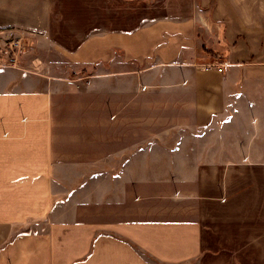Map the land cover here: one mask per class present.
<instances>
[{
  "label": "crops",
  "instance_id": "crops-1",
  "mask_svg": "<svg viewBox=\"0 0 264 264\" xmlns=\"http://www.w3.org/2000/svg\"><path fill=\"white\" fill-rule=\"evenodd\" d=\"M65 2L0 0V65L12 31L48 52L46 62L0 66V264H264V0H144L136 28L56 37ZM92 66L138 71L145 87L174 93L179 117H215L235 102L247 119L248 128L206 129L220 143L200 146L238 151L235 159L198 158L195 144L178 161L190 167L188 193L177 199L188 200L191 218L73 220L117 210L94 191L70 202L84 196L79 186L56 197L52 87ZM67 180L58 179L62 189Z\"/></svg>",
  "mask_w": 264,
  "mask_h": 264
},
{
  "label": "rangeland",
  "instance_id": "rangeland-1",
  "mask_svg": "<svg viewBox=\"0 0 264 264\" xmlns=\"http://www.w3.org/2000/svg\"><path fill=\"white\" fill-rule=\"evenodd\" d=\"M67 1L56 7L58 14L62 13L53 24L56 37H61L66 31L86 36L136 28L146 14L144 0L133 3H126L125 0ZM62 17L63 20H60ZM11 38L22 41L18 63L15 67L9 66V58L13 54H8L7 62L5 60L0 66L19 68L29 66L37 59L46 62V48L35 50L27 33L21 30L9 32L6 47ZM101 68L103 70L92 66L84 74L82 71H69L68 75L62 73L64 78L52 87L50 129L55 132L52 170L54 179L60 185L56 197L61 198L66 189L71 194L79 186V190L85 191L84 196L76 192L71 195L70 202L76 199L86 202L89 199L87 192L94 191L99 195L100 205H112L117 210L115 213H104L102 210L96 215L70 214L73 220L191 218L192 214L187 209L188 200L177 199L179 193H188L189 183L183 179L190 167L179 165L178 161L192 156L195 144L198 158L205 157L207 153L210 157L227 154L235 159L238 151L221 150L218 146L213 150L200 149V146L210 141L220 143V137H210L206 129L248 128L244 126L247 119L238 116L235 102L215 117H179L178 114L183 112H180L178 101L173 103L174 93L145 87L138 71L112 72L107 66ZM30 71L34 70L30 68ZM72 74L76 76L72 77ZM236 136L230 134L229 147L232 148L233 142L237 141ZM57 178L68 179L65 189ZM192 184L194 186L195 183Z\"/></svg>",
  "mask_w": 264,
  "mask_h": 264
},
{
  "label": "built area",
  "instance_id": "built-area-1",
  "mask_svg": "<svg viewBox=\"0 0 264 264\" xmlns=\"http://www.w3.org/2000/svg\"><path fill=\"white\" fill-rule=\"evenodd\" d=\"M21 49H22V41L20 39H14V38L9 39L8 46L6 47V50L9 53V55L13 54V56L10 55L9 66L11 65V66L15 67L17 65V63H18L17 56H18V53L22 52ZM14 54H16V55H14ZM218 71L221 72L222 69L219 68Z\"/></svg>",
  "mask_w": 264,
  "mask_h": 264
},
{
  "label": "trees",
  "instance_id": "trees-1",
  "mask_svg": "<svg viewBox=\"0 0 264 264\" xmlns=\"http://www.w3.org/2000/svg\"><path fill=\"white\" fill-rule=\"evenodd\" d=\"M82 74H84V71L83 72H81ZM76 76V74H72V77H75Z\"/></svg>",
  "mask_w": 264,
  "mask_h": 264
}]
</instances>
